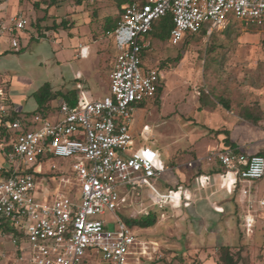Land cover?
<instances>
[{"label": "built area", "instance_id": "2783aa9c", "mask_svg": "<svg viewBox=\"0 0 264 264\" xmlns=\"http://www.w3.org/2000/svg\"><path fill=\"white\" fill-rule=\"evenodd\" d=\"M167 15L173 17L169 41L177 46L188 35L205 30L211 36L226 28L229 16L245 26L264 27V0H135L124 6L118 26L106 33L118 54L109 94L102 99L75 107L62 102L48 117L10 122L0 89V120L18 132L6 155L11 173L0 177V233L10 238L18 264L163 263L162 245L131 228L122 216H134L122 208L138 190L153 193L155 206L164 202L179 211L189 205L181 189L163 192L155 186L166 166L150 127L144 126L138 138L131 129L136 106L154 99L161 87L162 75L145 66L144 53L152 45L154 23ZM29 24L23 11L0 22V36L9 35L13 52L21 53L18 34ZM57 159H69L70 169L60 168ZM209 161H218L234 182L264 177L262 155L225 150ZM151 211L143 208L138 214L146 217ZM108 212L117 218L113 229L95 219ZM253 226L246 218L247 232ZM6 229L9 233L2 232Z\"/></svg>", "mask_w": 264, "mask_h": 264}, {"label": "rangeland", "instance_id": "374dc122", "mask_svg": "<svg viewBox=\"0 0 264 264\" xmlns=\"http://www.w3.org/2000/svg\"><path fill=\"white\" fill-rule=\"evenodd\" d=\"M6 1L8 0H0V20L2 16L13 14L18 1L19 10L26 13L31 23L25 34L28 37H39L40 32L36 27L38 24L44 30L42 41H46L45 44H32L28 37L23 38L22 43L29 54L33 50L35 53L45 49L60 64L73 62L86 72V94L96 97L107 94L106 87L110 82L118 50L114 39L106 35L104 25L108 18H117L120 13L115 0H81V5L78 0ZM63 20L73 25V28H56L60 27ZM227 22L228 26L216 30L212 38L188 35V41L177 46H173L170 41L161 42L150 36L152 45L146 53V63L161 73L162 90L146 106L135 110L134 120L138 132L145 124L150 126L153 139L156 140L154 146H164L160 157L168 168L179 150L188 142L197 148L195 150L204 151L203 148L212 135L207 126L210 112L200 110L207 101L212 106L211 113L227 103L230 109L240 112L247 119L250 116L264 122V27L245 26L234 16H229ZM55 25L50 31L44 28ZM205 27L209 26L206 24ZM53 33L60 36L58 42H49L55 35ZM74 42L88 46L89 59L76 57ZM0 45L3 49L9 48L10 42L6 35L0 37ZM177 57L181 59L175 61ZM163 63H166L164 68ZM3 93L6 97L4 91ZM78 99L82 101L79 95ZM59 100L54 102L55 112ZM256 131L262 132L258 129ZM149 144L153 146L152 142ZM167 150L171 154L169 158L166 156ZM195 152L198 162L201 158H207V153ZM194 157L190 152L182 154L185 162ZM56 162L60 168L66 171L70 169L69 159H57ZM177 175V172L168 169L154 184L164 192L169 189ZM251 183L254 188L260 187L264 190V178ZM153 197L155 195L148 190H138L130 196L129 204L122 209L125 215H132L134 218L139 217L138 213L143 208L157 211L159 217L156 226L146 231L138 229V232L143 239L155 240L162 245L168 259L163 263L217 264L218 247L197 248L195 238H191L195 233L189 230V225L179 221L182 216L178 215V210L171 209L164 202L153 205ZM250 213L255 219L253 231L247 232L244 226L239 225V231L233 233L232 238L226 235L227 240L223 243L230 244L228 247L239 253L240 264H264V211L256 204ZM164 215L167 217L166 221L160 224L159 218ZM95 219L106 220L110 229L114 228L117 221L116 215L111 212L105 216H96ZM182 227L185 232L181 230ZM194 227L191 226V229ZM205 242L208 244L210 239L206 237ZM164 244L166 245L163 246Z\"/></svg>", "mask_w": 264, "mask_h": 264}, {"label": "crops", "instance_id": "0c3cea01", "mask_svg": "<svg viewBox=\"0 0 264 264\" xmlns=\"http://www.w3.org/2000/svg\"><path fill=\"white\" fill-rule=\"evenodd\" d=\"M8 2L10 3L9 0L6 1V3ZM18 4L19 2L17 1L12 15L22 11L19 10ZM0 7L2 6L0 5ZM24 14L26 15V13ZM11 16H2L0 22L7 21ZM67 28L71 29L73 25L69 23ZM25 31L18 34L22 47L21 53L13 52L11 44L8 49H3L0 45V88L5 92L6 105L10 113L26 115L34 112L38 105L33 95L46 83L52 86L55 93H73L72 98H78V95L81 96L82 101L78 100V104L83 101L99 100L109 94L110 82L107 84V94L104 97L86 94V72L73 62L67 61L60 64L56 57H50L49 51L46 50L45 52V49L37 50L35 53L33 50L29 54L27 47L22 43L23 38L28 37ZM214 33L210 36L211 38ZM46 34L49 36L48 33ZM53 34L55 35L50 38L49 42H58L57 40L60 39V36L58 33ZM4 35L9 38L10 42L9 35ZM196 36L208 39L205 33L197 34ZM32 38L37 39V37H28L32 44L40 45L46 43L42 39L33 41ZM187 38L186 36L183 42L188 41ZM74 43L76 57L89 59L90 49L88 46L81 42ZM82 49H84L83 57L80 55ZM145 66L147 68L152 67L146 63V55ZM90 95L91 97H89ZM54 102L52 103L53 106ZM62 102L66 101L60 98L59 105ZM147 102L138 104L135 110L146 106ZM222 105L223 107H217L212 113V106L208 101L200 108L202 112H210L207 126L212 133L209 142L203 148L204 151L195 150L197 148L188 142L186 146L182 147L183 149L179 150V154L174 157L169 168L166 167V171L169 169L178 173L166 191L178 186L177 190L181 189L183 196L189 199V203H187L189 205L184 206L183 209L177 212L179 216H182L179 221L189 225V230L195 233L191 238H195L197 248H219L230 245L223 243V241L227 240L226 235L232 238L233 233L239 231V225L240 227L241 225L245 227L246 218L254 220L255 223V219L250 213L254 209V205L257 204L258 208L264 211V205H262L264 202V190L260 187L254 188L251 182L239 180L234 182V177H228L227 171L218 161H209L211 155L225 150H233L236 153L248 156H264V122L259 120L256 123H251L240 112L230 109L229 104L225 103ZM1 122L0 120V125ZM131 129L133 135L138 138L140 132H138L135 120ZM257 129L262 132H257ZM174 141H177V139H174ZM3 147L4 145L0 144V167L2 168L7 167V158L5 153L2 152ZM163 147L162 145H157L159 151ZM195 151L207 153L208 159L201 158L198 162ZM188 152L195 155V157L185 162L182 160V154ZM198 154L201 155V153ZM166 156L168 158L171 157L170 151H166ZM174 162L176 164H173ZM166 218V215L161 216L160 224L166 221ZM191 226L195 227L191 229ZM181 230L186 231L183 227ZM206 237L210 239V242H207L208 244L205 242ZM164 243L166 242L164 241ZM16 256L17 253L10 238L0 233V264H18Z\"/></svg>", "mask_w": 264, "mask_h": 264}, {"label": "trees", "instance_id": "16d2710c", "mask_svg": "<svg viewBox=\"0 0 264 264\" xmlns=\"http://www.w3.org/2000/svg\"><path fill=\"white\" fill-rule=\"evenodd\" d=\"M134 1L135 0H115L116 6L118 10L120 11V13L118 14L117 18H108L107 22L104 25L106 33L109 31H113L118 26V23L121 20L122 15H123V7L128 4L133 3ZM78 3L79 5H81V0H78ZM68 24H69L68 22L63 20L61 22L60 27H56L55 25L54 27L46 26L44 28L45 30H48V31L52 30V28H55V27L58 29L59 28L65 29L67 28ZM29 26H31V23L29 24ZM36 27H37L38 32H40V34H39V37H37V39L32 38L33 41L40 40L44 38L45 36V34L42 33L44 30L41 29L40 25L38 24L36 25ZM172 28H173V17L171 15H167L166 17H163L154 23L153 32L150 34V36L153 37V39L155 40H158L161 42H168L170 40V33H171ZM205 32L206 31L203 30V33ZM144 55H146V52L144 53ZM180 59L181 57H177L175 61H179ZM165 65L166 63H163L162 67L164 68ZM161 90L162 89L160 87L157 95H159ZM72 94L73 93H66V94L61 93V92L55 93L53 92L52 86L49 83H46L33 95V98L35 99L38 105L37 109L34 112L30 114H26V115H19L17 113H11L10 116L7 118V120L10 122H15L17 120L26 122L28 119L34 116H37V115L48 117L52 113L55 112L52 103L60 98L65 100L72 107H75L76 105H78L79 99L72 98ZM248 120L253 123H256L259 121L258 118H254L250 116L248 117ZM17 135H18V132H13L7 129L6 127H4L3 122H1L0 144L4 145L2 152H4L5 155H8L12 151V146L10 144L14 141V139H16ZM10 173H11V170H8L6 167H3L0 170V177H3V178L7 177L10 175ZM177 189H178V186L174 187V189H171V190L176 191ZM156 212L157 211L152 210L150 214L146 217H143V216H139L136 218H132L128 216H122V217L124 221L131 228H139V229L146 230V229L156 226L157 219L159 217L157 216L158 214ZM2 232L9 233V229L2 230ZM162 251H163V256H164L163 261L166 262V260H168L167 256L165 255L164 249H162ZM238 252H240V250ZM216 253L218 254L217 264H240L241 257L239 253H235V251L231 247H228V246L219 247L216 249Z\"/></svg>", "mask_w": 264, "mask_h": 264}]
</instances>
